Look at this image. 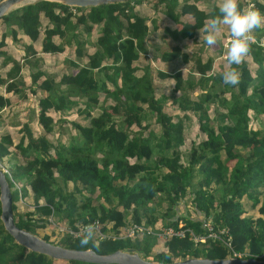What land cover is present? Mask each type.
I'll return each instance as SVG.
<instances>
[{
  "label": "trees",
  "instance_id": "trees-1",
  "mask_svg": "<svg viewBox=\"0 0 264 264\" xmlns=\"http://www.w3.org/2000/svg\"><path fill=\"white\" fill-rule=\"evenodd\" d=\"M141 1L79 6L33 0L0 15V66L9 64L4 74L0 72V85L6 92L20 94L24 87L21 64L4 49L6 36L20 42L21 32L33 41L41 30L39 49L31 42L19 44L29 63L39 64L36 58L28 59L38 51L60 52L71 45L75 56L67 60L69 70L57 80L40 68L30 71L28 87L34 85V93L42 91L36 97L39 132L33 134L23 121L17 142L9 132L0 133V169L5 165L8 186H15L10 190L14 222L32 233L46 226L49 217L64 220L74 232L94 224L98 230L94 242L85 247L80 244L83 232L73 235L65 229L55 243L97 253L130 248L143 258L166 262L192 256L223 258L245 250L249 256L264 259V48L253 44L251 54L239 66V84H225L222 73L229 67L227 56L223 59L226 66L211 69L210 59L202 60L196 51H183L178 42L205 31V19L216 15L218 6L212 4L205 10L195 0H155V5L163 4L161 15L167 19L160 27V42L152 44L154 57L161 62H184L188 68L186 72L157 67L153 71L145 42L150 31L148 16L134 8ZM252 3L264 13L261 1ZM150 24L151 29L159 28L155 18H150ZM260 30L257 41L262 39L260 34L264 36V29ZM87 43L91 50L84 47ZM141 57L146 62L139 65ZM167 76L173 79L170 106L183 112L184 118L186 111L193 112L198 129L208 134L191 142L185 152L179 148L184 142L183 117L173 118L166 110L167 95L157 94L160 85L153 81ZM185 89L195 90L196 97ZM9 103V97L0 92V109ZM73 105V111L87 117V122L71 120L76 134L68 144L52 143L47 135L56 122L48 111L72 110ZM97 105L99 111L91 115ZM150 117L159 127L158 134L148 127ZM250 118L258 127L249 125ZM11 145L22 160L6 163ZM67 181L71 189L66 188ZM94 192L100 199L96 204L90 202L89 194ZM185 195L192 212L173 207ZM24 196L30 197L31 208L19 212L16 203ZM243 196L251 199L252 206L259 200L257 216L242 215ZM153 198L155 204L166 203L160 214L162 226L184 232L167 236L163 248L149 254L154 243L151 233L133 228V237H121L116 232L127 224L139 225L143 217V223L152 226L156 216L147 203ZM112 199L115 204L107 205ZM205 219L213 230L226 228L230 246L210 236L192 239L187 229L204 234ZM41 238L48 240L46 234ZM60 260L64 262L17 243L0 221V264H117Z\"/></svg>",
  "mask_w": 264,
  "mask_h": 264
},
{
  "label": "rangeland",
  "instance_id": "rangeland-1",
  "mask_svg": "<svg viewBox=\"0 0 264 264\" xmlns=\"http://www.w3.org/2000/svg\"><path fill=\"white\" fill-rule=\"evenodd\" d=\"M264 4V0H259ZM155 0H142L140 3H137L134 5L135 10L140 13V14H144L145 16H148L147 18V23L149 24L148 26L150 27V31H149V38L146 39V44L148 47V54H150L151 58H149V60L151 61H155V59L153 58L154 56V52L152 51L151 47L153 43H156L157 40L158 42H160V38L162 36L161 33V29L160 27L163 25V23L166 22V19L164 16L161 15V10L163 8V4L162 3H157L155 5ZM195 2H199V4H203L202 6L200 5V7L204 8V7H208L210 8V6L212 4H215L218 6V4L220 3V0H195ZM247 4L249 5H253L251 0H246ZM155 6V7H154ZM155 18L159 24V28L157 29H151V24H150V18ZM44 22V20H43ZM42 22V23H43ZM205 25L208 22V19H205ZM1 24H0V29H1ZM261 33V30H255L254 32V38L256 34ZM205 34V31H203L202 29L198 31V33L196 34L195 41L194 38L190 39V38H183L182 40H179V44L181 46V48L183 49V51L186 52H190V51H196L197 54H199L201 56V58L203 60L206 59H210L211 60V69H220L221 65L222 66H226V61H224V57L227 56V49L229 46V42L231 39L230 36V32L228 31L227 27L223 28L220 36H219V41L218 44L214 47H208L206 46V44L204 43V39L203 36ZM89 36L94 37V35L90 34ZM39 41H41V30L39 32ZM91 37L89 39H91ZM259 37H262L261 41H264V36L263 35H259ZM5 42L8 41L10 44H13L14 46H16L19 50V52L21 53L23 51V49L20 47V42L18 41H14L12 40L9 36H6L4 38ZM34 42H36V40H34ZM34 42H31V44L33 43V48H36V45ZM221 45V46H220ZM220 46V47H219ZM84 47L86 49L91 50V46L87 43L84 44ZM73 48L74 46H67L65 47L62 51L60 52H36L35 55L33 57H29L28 59L34 60L33 58L38 59V63L39 64H34V63H29L27 62L24 58H23V52L19 55V59L18 62L21 64L20 67L22 66V76H24V81L23 79H21L24 82H26L22 89V92L20 94L15 93V92H6L3 87L0 85V92L2 94L7 93L10 99V103L6 106H4L3 108L0 109V133L3 132L4 129L8 130L6 128V125L10 126L9 129V133L11 135L12 141L13 142H17V140L20 138V136L23 134V131H19V126L21 124V122L26 121L29 126L31 127L33 134H36L39 132L40 127L38 122L36 121V109H37V99L36 97H38V95L42 94V91H36L35 93L33 92V90H31V88L34 87V85L28 87V85L31 84L30 81V71L31 70H36L37 68L40 69H44L45 73L48 76H51L52 78H54V80H57L59 75L62 72H67L69 70V66H68V61L70 59L75 58L74 53H73ZM264 48V47H263ZM22 49V50H21ZM39 49V48H38ZM37 50V49H36ZM81 61H84V57H81ZM146 62V58L141 57L140 60L137 62L139 65L143 64ZM162 63L161 61L159 62V64ZM157 62V65H159ZM9 65V64H8ZM152 70H156L157 68L155 67L154 64H151ZM162 68L166 69V70H173L176 68H182L183 72H186V69L188 68L187 63L184 62H180V61H169L167 63V65L165 67H163V65H159ZM253 67V66H251ZM159 68V67H158ZM0 69H2L3 72V68L0 67ZM252 69V68H251ZM227 70V69H226ZM153 81L155 83H158V88H157V94L158 92H163L167 95V98L164 100L165 101V108L166 110L173 116V118H176L178 116H182L183 112H179L173 107L170 106L169 101V93L171 91V87L173 84V79L169 76H167L166 78H164L163 80L159 79V78H154ZM29 82V83H27ZM160 82V83H159ZM185 91H187L189 93V96L195 98L196 97V91L195 90H187L185 89ZM7 96V95H6ZM101 98V95H100ZM168 102V103H166ZM77 105V104H76ZM82 106V104H79ZM74 108H76L75 105H73L72 110H61V111H53V110H49L48 113L51 114L55 120V124L53 129L51 130V132L48 133V138L51 140L52 143H55L56 140L59 141H63V143L66 145L69 142V137L70 136H74L76 134L75 129L73 128L72 124H71V120H77L80 123H86L87 122V117H82V115H78L76 114L73 110ZM99 111V107L98 105L92 109L90 111L91 115H96L97 112ZM208 114L211 115V110L208 108L207 110ZM184 114L187 115V117H183V124H184V128H183V134H184V142L179 146L180 150L183 152H185L187 150V147L189 146V144L193 141H198L201 138H204L205 135L202 131H200L198 129V123H197V119H196V115L191 112V111H186ZM251 116V115H250ZM19 125V126H18ZM249 125L251 127H258L257 121L254 118H250L249 119ZM148 127L154 129V133L158 134L159 133V127L157 125V123L154 122V120L152 119V117L149 118L148 120ZM11 152L8 156L7 159H5V162L8 163V159H17L18 161H20V155L18 154L17 149L14 146H9ZM99 155V153H97ZM184 156L182 155L181 159L183 160ZM22 160V159H21ZM132 160V159H130ZM4 168L5 165H3ZM196 177V176H195ZM10 190L13 192L15 186L10 184ZM66 188L67 189H71L72 188V183L70 181H67L66 183ZM257 188H261L260 185L257 186ZM84 193H86L85 191H83ZM95 193H91L89 194L90 196V202L93 204H96L97 202L100 201V199H97L95 196ZM79 197V195H78ZM260 198V195H258V199ZM31 199L29 196H24L21 199L17 200V210L19 212L24 211L26 209H30L31 208ZM240 202L242 204V208H243V213L242 215H250V216H257L259 213L257 212L256 207L259 204V200L258 203L254 206L251 205V199H248L246 197H242L240 199ZM107 205H114L115 204V199H112V201H110L109 203H106ZM147 205L150 207L149 210L152 212L151 215L152 216H156V220L154 221L153 225H146L144 224V219L145 217H143L141 219L142 223H140L139 225H137L138 230H140V232L145 231L146 233H150L149 230H151L152 228H156L158 230H152V234L154 237V243L153 245H151L150 250H149V254H153L154 252L160 251L163 248V237H162V233H163V228L161 229L162 226V222L163 219L161 218V213L164 212L166 210V203L165 201H162L159 204H155V198L152 199V201H149L147 203ZM193 205L190 202L189 196L185 195L183 197L182 201H179L176 205H174L173 207H177V211H191V207ZM153 208V210H152ZM145 212H149V211H145ZM193 215V214H192ZM126 219L128 220L129 217L127 216ZM182 221H178V226H180L182 223ZM110 225V222L108 223V226ZM133 225V224H132ZM142 226H144L146 229H143ZM65 221L64 220H55L54 217H49L46 226L44 227H40V228H36L34 230V234H36L37 236L41 237V235L46 234L47 235V239L48 241H51L52 243H55V241L58 240V238L60 237L61 232H63L64 228H65ZM167 227L169 226H164V229H167ZM161 229V232H160ZM117 236H132L134 235V232L132 230V226L131 224H127L124 225L123 227H119L118 228V232ZM140 234V233H139ZM59 261H61L60 259H57ZM61 262H64V260H62Z\"/></svg>",
  "mask_w": 264,
  "mask_h": 264
},
{
  "label": "water",
  "instance_id": "water-1",
  "mask_svg": "<svg viewBox=\"0 0 264 264\" xmlns=\"http://www.w3.org/2000/svg\"><path fill=\"white\" fill-rule=\"evenodd\" d=\"M33 0H0V15L15 6L21 5ZM68 5H95L98 3L112 2L115 0H57ZM0 221L3 228L19 244L29 250L41 252L55 259H79L82 261L117 264H264V259L258 257H186L173 261L158 262L141 257L136 251L127 248H117L107 253H97L91 248L77 249L64 247L57 243L45 240L36 234L23 229L14 222L11 193L4 176L3 170L0 169Z\"/></svg>",
  "mask_w": 264,
  "mask_h": 264
},
{
  "label": "clouds",
  "instance_id": "clouds-1",
  "mask_svg": "<svg viewBox=\"0 0 264 264\" xmlns=\"http://www.w3.org/2000/svg\"><path fill=\"white\" fill-rule=\"evenodd\" d=\"M225 27H227L230 32L231 39L226 57L229 67L222 73V79L225 84L236 86L241 80L239 66L251 54L252 45L258 43L260 46L264 47V41H257L254 38L255 30L264 29V13L256 8L255 5L247 4L246 0H220L218 4V13L212 16L205 25L203 39L206 46H216L219 41V36ZM2 170L4 171L5 168ZM203 221L204 220H202V222ZM95 234L96 226L94 224L86 226L80 238L81 247H85L90 242H94ZM97 234H99V232H97ZM241 252L244 254L240 257H250L245 250ZM225 257L237 256L228 254Z\"/></svg>",
  "mask_w": 264,
  "mask_h": 264
},
{
  "label": "built area",
  "instance_id": "built-area-1",
  "mask_svg": "<svg viewBox=\"0 0 264 264\" xmlns=\"http://www.w3.org/2000/svg\"><path fill=\"white\" fill-rule=\"evenodd\" d=\"M202 223H203V226L205 227V230H206L205 234H194L190 229H187L190 236L192 237V239L194 241L200 240V239L204 238L205 236H210L213 238H219L225 245L230 246L229 245V235L227 234L226 228L220 227L217 230H213L212 225L208 219L204 220ZM86 226H88V225L80 226L79 230L76 232L72 231L70 229V227H67V225L64 229L69 231L73 235H76V234L82 233ZM131 226H132V230H133V228H138L137 225H135V224H133ZM142 228L146 229L144 226H142ZM162 228H163V233H162L163 239H165L167 236L172 235V234H175L177 236H181V235H183V232H184V230L181 228L172 229L170 226L167 227V229H164V227H161V229ZM161 229H160V232H161ZM152 230H156V229H151V230H149V232L152 233ZM96 231H98L97 228H96ZM152 234H154V233H152ZM242 254H244V253L236 252V251L231 252L232 256H237V257H240Z\"/></svg>",
  "mask_w": 264,
  "mask_h": 264
},
{
  "label": "crops",
  "instance_id": "crops-1",
  "mask_svg": "<svg viewBox=\"0 0 264 264\" xmlns=\"http://www.w3.org/2000/svg\"><path fill=\"white\" fill-rule=\"evenodd\" d=\"M197 4V6H199L200 7V5L202 6L203 4H199V2H197L196 3ZM202 8V7H201ZM204 9L205 10H207V9H209L207 6L206 7H204ZM150 30V29H149ZM204 31V30H203ZM18 35L20 36L19 38H20V42L21 41H26V42H34V40L33 41H30L25 35H22L21 34V32H18ZM39 35V34H38ZM149 35V34H148ZM147 39L149 38V36H147L146 37ZM183 39V38H182ZM181 39V40H182ZM36 42H34L35 43V45H36V48L35 49H38V47H39V43H40V41H39V37L37 36L36 37ZM157 42H158V40H157ZM32 45H33V43H32ZM4 49L6 50V52L9 54V55H11L12 57H14V58H16V59H19V55L23 52H19V50H18V48L16 47V46H14L13 44H10L8 41H6L5 42V46H4ZM22 50V49H21ZM39 53L40 52H42V51H38ZM23 54V53H22ZM154 56V55H153ZM150 58H151V56H149ZM157 56H155V57H153L154 59H155V61H152V63L151 64H154L155 65V67H159V68H162L161 66H159V65H163V67H165L166 65H167V63L168 62H162V63H160L159 64V62L160 61H158V58H156ZM203 60V59H202ZM157 62H158V64L159 65H157ZM8 63H6V65H1L0 67H2L3 68V72H2V69H0V72L2 73V74H4L5 73V71H6V69L8 68ZM162 69H164V68H162ZM178 69H181L182 70V68H178ZM41 70H43V71H45L43 68L41 69ZM164 70H166V69H164ZM22 71H23V69H22V66L20 67V69H19V74H20V76L22 75L21 73H22ZM167 71V70H166ZM183 71V70H182ZM166 78V77H165ZM21 79H23V81H24V76H22L21 77ZM164 79V78H163ZM163 79H161V80H163ZM26 82H24V84H25ZM27 83H29V82H27ZM160 83V82H159ZM25 86V85H24ZM7 92H9V91H7ZM4 95H7L8 96V94L7 93H5ZM9 97V96H8ZM3 108V107H2ZM1 123V122H0ZM19 126V125H18ZM9 127L10 126H8V125H6V128L8 129V130H6V129H4L3 130V132L4 131H7V132H9L10 131V129H9ZM2 133V132H1ZM10 134V133H9ZM11 136V135H10Z\"/></svg>",
  "mask_w": 264,
  "mask_h": 264
}]
</instances>
